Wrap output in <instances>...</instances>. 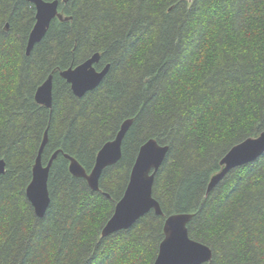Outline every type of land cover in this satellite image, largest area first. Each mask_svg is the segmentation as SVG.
<instances>
[{"label": "trees", "instance_id": "1", "mask_svg": "<svg viewBox=\"0 0 264 264\" xmlns=\"http://www.w3.org/2000/svg\"><path fill=\"white\" fill-rule=\"evenodd\" d=\"M58 1L70 20L55 19L27 56L35 6L0 0V264H154L175 214H193L207 264H264V155L207 194L226 154L264 132V0ZM97 53L109 72L77 98L60 72ZM51 74L48 109L35 96ZM127 120L122 158L93 191L67 156L90 173ZM47 131L42 162L58 156L38 218L26 190ZM149 140L169 147L153 189L163 215L103 238Z\"/></svg>", "mask_w": 264, "mask_h": 264}, {"label": "water", "instance_id": "2", "mask_svg": "<svg viewBox=\"0 0 264 264\" xmlns=\"http://www.w3.org/2000/svg\"><path fill=\"white\" fill-rule=\"evenodd\" d=\"M26 1L33 4L36 9V24L29 36L27 44V56H30L35 46L43 41L51 27L52 22L55 19H59L61 21H69L70 18H65L59 12L60 1L58 0ZM100 60L101 55L97 53L91 59L77 66L76 68H69L65 71L60 72V77L66 80L67 83L71 85L72 91L76 97L82 98L87 92L95 90L107 76L110 66H107L100 72L96 70L95 66L100 62ZM82 67L85 68L87 75H74V73H78ZM53 81L54 74H51L47 78V80L38 88L35 96L36 103L48 109L53 108ZM132 123V120H127L122 125L121 130L117 134L116 138L104 145V147L97 155L95 167L93 168L91 173L88 174L85 168L77 160L67 156L70 161L71 174L77 178L86 179L89 187L93 191H99L100 180L103 172L108 167L117 164L122 158L123 142ZM244 142L264 143V132L261 133L258 137L249 138L242 143ZM47 143L48 131L45 135L39 155L33 167L32 181L26 190V197L30 204L33 206L35 214L38 218H43L46 215L51 204L48 183L51 168L53 166L54 160L58 156V154L56 153L46 166L43 164L42 155ZM146 143H152L157 149V154L150 163L145 164L142 158L143 146L140 148L131 171L127 189L122 199L117 203L113 216L110 218L103 229V238L119 231L128 230L151 211H154L158 216L163 215L161 205L154 197L153 189L155 185L156 175L167 157L169 147L161 146L156 140H149ZM238 145L234 146L222 159V168L217 174L212 177L207 189L208 194L219 185V183L226 177L229 172H231L232 169L234 170V168L248 165L264 155V152H255L244 157H235L232 155V153ZM6 170L7 163L0 157V177L6 173ZM34 185H37L39 187V194H37ZM134 187L139 193L137 203L129 209L122 210L121 206L124 204L125 200L128 199L129 191ZM193 217V214H175L169 216L166 219L164 224L165 237L159 247V253L154 264H169L171 260L176 258L175 253L171 250V246L169 245L168 240L170 225L176 222H179L183 225V228L186 230L187 236L192 243L196 244L201 249H205L206 253L209 254L210 259L206 261V264L212 262V249L209 246L190 237L188 225Z\"/></svg>", "mask_w": 264, "mask_h": 264}, {"label": "snow or ice", "instance_id": "3", "mask_svg": "<svg viewBox=\"0 0 264 264\" xmlns=\"http://www.w3.org/2000/svg\"><path fill=\"white\" fill-rule=\"evenodd\" d=\"M99 3H105V0H97ZM87 75L85 68H81L78 73L74 75ZM63 87V86H62ZM255 152H264V143L244 142L239 144L232 153L235 157H244ZM157 149L152 143H145L142 147V158L145 164L150 163L156 156ZM37 194H39V187L34 185ZM139 198V193L135 187L129 191L128 199L125 200L121 206L122 210L133 207ZM169 245L171 250L175 253L176 258L171 260L169 264H206L210 259L209 254L205 249L199 248L196 244L192 243L187 236L186 230L179 222L173 223L169 228ZM227 243V241H221Z\"/></svg>", "mask_w": 264, "mask_h": 264}, {"label": "bare ground", "instance_id": "4", "mask_svg": "<svg viewBox=\"0 0 264 264\" xmlns=\"http://www.w3.org/2000/svg\"><path fill=\"white\" fill-rule=\"evenodd\" d=\"M93 56H94V55H93ZM93 56H92V57H93ZM92 57H91V58H92ZM91 58H90V59H91ZM88 60H89V59H88ZM88 60H87V61H88ZM84 63H85V62H84ZM82 64H83V63H82ZM107 66H109V65H107ZM107 66H106V67H107ZM106 67H105V68H106ZM105 68H104V69H105ZM104 69H103V70H104ZM101 71H102V70H101ZM99 72H100V71H99ZM70 86H71V85H70ZM71 90H72V88H71ZM72 92H73V91H72ZM36 93H37V92H36ZM73 94H74V93H73ZM85 95H86V94H85ZM85 95H84V96H85ZM74 96H75V95H74ZM77 98H78V97H77ZM255 161H256V160H255ZM115 165H116V164H115ZM221 168H222V167H221ZM234 169H235V168H234ZM232 170H233V169H232ZM232 170H231V171H232ZM207 194H208V193H207ZM130 228H131V227H130ZM130 228H129V229H130ZM102 232H103V231H102Z\"/></svg>", "mask_w": 264, "mask_h": 264}, {"label": "flooded vegetation", "instance_id": "5", "mask_svg": "<svg viewBox=\"0 0 264 264\" xmlns=\"http://www.w3.org/2000/svg\"><path fill=\"white\" fill-rule=\"evenodd\" d=\"M70 68H76V67H70ZM54 82V81H53ZM113 141V140H112ZM111 142V141H110ZM124 143V142H123ZM123 149V148H122ZM91 173V172H90ZM89 174V173H88Z\"/></svg>", "mask_w": 264, "mask_h": 264}]
</instances>
